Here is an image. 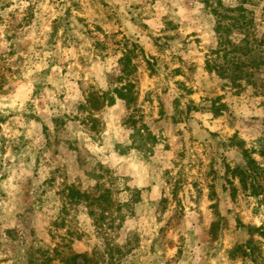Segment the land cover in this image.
Listing matches in <instances>:
<instances>
[{
	"label": "rangeland",
	"instance_id": "rangeland-1",
	"mask_svg": "<svg viewBox=\"0 0 264 264\" xmlns=\"http://www.w3.org/2000/svg\"><path fill=\"white\" fill-rule=\"evenodd\" d=\"M243 6L263 37L264 0ZM217 20L0 0V264H264V88L212 69Z\"/></svg>",
	"mask_w": 264,
	"mask_h": 264
},
{
	"label": "trees",
	"instance_id": "trees-1",
	"mask_svg": "<svg viewBox=\"0 0 264 264\" xmlns=\"http://www.w3.org/2000/svg\"><path fill=\"white\" fill-rule=\"evenodd\" d=\"M211 0H206V3L212 7V12L217 16V32L219 34V48L215 54L222 58L221 62L218 58L214 61L212 69L222 78H230L233 85L241 87L243 84H253L264 88V80L259 82L257 79L264 71V34L258 38L252 32L253 17L247 15V9L243 6L249 0H241V5L235 8H225L222 0H216L210 4ZM230 12H235V15H230ZM238 32L239 38L233 40L231 33ZM127 51V50H126ZM128 58L129 52H126ZM131 84H125L121 88H116L114 93L119 98L128 100L131 99ZM97 102L106 99L109 103H113L114 96L105 94V96L93 97ZM224 106V105H222ZM139 134L143 138L141 129H137L134 136ZM256 167V166H255ZM254 167V168H255ZM249 170H236L244 179Z\"/></svg>",
	"mask_w": 264,
	"mask_h": 264
}]
</instances>
